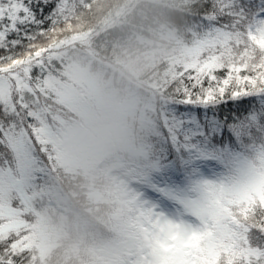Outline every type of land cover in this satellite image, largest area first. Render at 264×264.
<instances>
[{
    "label": "snow or ice",
    "instance_id": "snow-or-ice-1",
    "mask_svg": "<svg viewBox=\"0 0 264 264\" xmlns=\"http://www.w3.org/2000/svg\"><path fill=\"white\" fill-rule=\"evenodd\" d=\"M126 264H264V0H196ZM66 0H0V264L39 171L34 109Z\"/></svg>",
    "mask_w": 264,
    "mask_h": 264
},
{
    "label": "trees",
    "instance_id": "trees-1",
    "mask_svg": "<svg viewBox=\"0 0 264 264\" xmlns=\"http://www.w3.org/2000/svg\"><path fill=\"white\" fill-rule=\"evenodd\" d=\"M96 2L66 0V17L43 42L52 57L47 79L55 80L57 86L67 81V63L61 62L63 57L59 55L77 52L81 64L89 67L100 84L116 90L123 98L136 100L137 108L129 115L128 128L136 150H145L146 154L142 151L135 157L115 149L116 154L111 155V150L107 158L82 170L61 165L58 150L51 143L45 145L50 152L45 159L35 146L38 165L46 173L45 180L37 183L41 193L34 205L37 214L28 211L25 217L28 223L20 239L25 264H117L105 252L126 243L134 235L133 228L141 224L130 189L126 186L125 193L109 175L118 164L129 169L135 164L140 166L135 172L142 174L138 181L145 183L157 151L161 108L185 55L188 22L196 0H119L101 17L89 19L88 26L77 35H55L64 25L90 15ZM49 103L61 108L67 120L68 108ZM43 106L53 112V129H62L55 110L46 104L42 109ZM92 107L97 111L95 103ZM106 163V170L101 171ZM41 217L49 220L48 230L53 231L47 246L36 229Z\"/></svg>",
    "mask_w": 264,
    "mask_h": 264
},
{
    "label": "rangeland",
    "instance_id": "rangeland-1",
    "mask_svg": "<svg viewBox=\"0 0 264 264\" xmlns=\"http://www.w3.org/2000/svg\"><path fill=\"white\" fill-rule=\"evenodd\" d=\"M118 1L98 0L91 7L90 15L80 16L72 23L64 25L56 31L55 35H60L62 38V34L77 35L84 27L88 26L86 23L89 19L101 17L111 5L118 3ZM60 56L63 57L61 62L67 63L64 71L68 75V80L57 86L55 80L47 79L45 89L39 94L38 104L34 109L39 119L35 121L37 136L34 138L33 143L43 153L42 158L45 159L50 156V152L48 149L46 150L45 146L48 143H51L58 150L60 164L71 169L87 170L93 164L107 158L111 150V155L116 154L115 149L125 153L128 152L135 157L140 156L142 151L146 154L145 150H136L128 128L129 115H133L137 108L136 100L128 97L123 98L116 90L107 89L103 84H100L97 77L91 74L89 67L81 64L80 55L78 56L77 52L67 51ZM120 99L122 100L120 101ZM48 101L68 108L67 120L64 119L65 116L62 114L61 108L52 107ZM92 103H95L97 111L92 107ZM43 104L55 110L56 113L54 114L60 119L62 129L59 131L53 129L50 121V114H53V112L44 106L43 110ZM78 114L79 117H76ZM56 124L58 125V123ZM35 155L39 157V154L35 153ZM118 159L121 158L118 157ZM106 165L107 163L103 164L100 170L105 171ZM121 165H123L122 168ZM121 165H116L117 170L111 171L109 176L112 175L113 180L118 183L117 187L124 190L125 193L127 191L126 186L130 189L129 191L135 198L138 212L141 215V224L133 228L134 235L126 243L109 249L108 252H105V255L117 264H126L132 245L145 234L142 208L144 184L138 181L140 177L142 178V174L139 172V175L135 172L140 170V166L134 164L129 169L125 168L126 165L123 163ZM38 167L39 171L34 181L35 187L32 190V199L28 209V211L33 212H35L34 205L36 201L41 198L37 183L39 180H45L46 173L39 165ZM124 168L125 170H123ZM50 201L53 203L52 200ZM48 222L49 220L42 218L41 225L36 226L44 246L51 243L54 237L52 235L53 231L48 230ZM27 223L28 221L25 218V225Z\"/></svg>",
    "mask_w": 264,
    "mask_h": 264
}]
</instances>
